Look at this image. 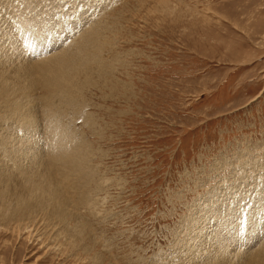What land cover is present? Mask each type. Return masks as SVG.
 Listing matches in <instances>:
<instances>
[{
  "label": "rangeland",
  "instance_id": "rangeland-1",
  "mask_svg": "<svg viewBox=\"0 0 264 264\" xmlns=\"http://www.w3.org/2000/svg\"><path fill=\"white\" fill-rule=\"evenodd\" d=\"M0 13L6 22L0 36L10 34L15 60L0 70L11 87L21 64L62 51L89 28L87 21L100 31L101 44L94 42L91 63L70 72L79 84L98 82L72 89V103L64 96L42 102L36 87L22 97L33 102L32 127L40 134L20 135L0 106V137L8 142L0 168L15 165L11 153L24 144L28 156L16 162L21 170L52 165L48 112L64 131L56 139L60 152L71 136L68 145L84 160L80 171L58 162L49 167L68 212L48 206L28 220H6L0 212V264H196L205 260L193 258L196 234L218 228L232 235L223 215L254 211L258 202L251 199L264 189V0H0ZM59 23L72 29L56 30ZM38 28L41 38H29ZM102 70L106 80L98 77ZM237 237L227 241L231 255Z\"/></svg>",
  "mask_w": 264,
  "mask_h": 264
},
{
  "label": "bare ground",
  "instance_id": "bare-ground-1",
  "mask_svg": "<svg viewBox=\"0 0 264 264\" xmlns=\"http://www.w3.org/2000/svg\"><path fill=\"white\" fill-rule=\"evenodd\" d=\"M15 5H16V3H15ZM33 5H34V3H33ZM26 12H28V11H26ZM32 14H33V12H32ZM21 20L22 19H19V22H21ZM31 21H33V20H31ZM25 22L28 23L29 20L25 19L24 23ZM0 23H1L0 27L1 26L4 28L6 27L5 19L3 20V18H0ZM30 23H32V22H30ZM86 23L89 25V28L87 27V29L85 30V28L83 27L84 29H81V30L82 31L84 30V31L82 32L80 30L82 32L81 33L82 35L80 34V32H79V34H76L77 36L76 37L74 36L75 38H73L72 40L67 42V44H69V45L65 44V45H67L66 47L63 44V46L65 48L62 49V51L60 50V52H58V53L51 54L49 57H47L45 59H42V60L40 59V61H38V63H36L37 60L35 59V62L33 61L34 63H32V64L30 63L31 61L24 63L23 65L21 64V66H22V67H20L21 70H18V68H19L18 67L17 72H16L17 75L14 74V75H16L17 78L20 79V81H17V82L14 81L13 82L14 87L10 86V83H11L10 81H9L10 82L9 84L6 82L8 80L6 79L7 76H5V75H9V74H6L7 73L6 71H5L6 73L4 74L0 70V106L4 107L6 109V112L8 113V115L9 114L11 115L10 117L12 119L10 118V120H12V121L10 123H12V122L17 123L18 127H21V128L17 129L18 132H20V135L22 133L21 131L24 132L25 129L30 130L29 131L30 132L29 137L30 136L32 137L35 134H37V135L40 134V132L37 130V128L32 127L33 125L35 126V123H36L34 120V116L36 117V115H35V109L33 106V102L28 101V103H26V102L22 101V97H27V95L29 96V94H30L29 92H31L34 89V87H36L34 93L37 94L38 97L42 98V100H41L42 102L46 103L52 97L54 98V96H55V98H56V96H58L59 98H61L60 96H64L63 102H65L66 104H69V103H72V101H73L72 98H70L72 95L71 94L72 89H74V90L76 89V90L81 91V90H84V88H86V87L88 88L89 82L91 83V85L98 83L96 80L91 79L90 75H89V77H87V78H90L89 81L83 80L80 84L75 81L76 82L75 83L73 81L74 76H72L70 73L72 68L75 65H81L84 63L85 60L87 61V64L90 62V59L87 60V58L89 55H92V51L96 49V47H92V46L94 45V42L96 44L99 43L97 41V38L100 36V31L94 28L95 25L92 26L91 21H89V22L87 21ZM90 24H91V26H90ZM70 26L71 25H68V27L65 29V31L66 30L70 31L72 29ZM23 29H25V28H23ZM60 30L63 31L62 29H60ZM1 31H4V30L1 29ZM19 31H20V29H19ZM2 33H4V32H2ZM2 35H5V38L0 36V39L2 41L5 39L7 42V43L5 42V44L7 46L3 47L1 44L2 47L0 50V57L5 56L6 59L2 60L3 59L2 58L0 65L1 66L6 65V64L8 65L9 63L15 64V62H14L15 60L12 59V56H11L12 54L9 55V52H8L9 51L8 45L10 47V42H9L8 37L10 34L6 33V34H2ZM98 46L100 48L101 44L99 43ZM13 47H14V45H13ZM101 50L102 49H100V51ZM95 51H97V50H95ZM14 55H15V53H14ZM7 56H8V58H7ZM95 56H97V55H95ZM86 61H85V63H86ZM31 65H33V66H31ZM102 65L103 64H101L100 66H102ZM18 66H19V64H18ZM3 70L4 69H2V71ZM99 70H100V68H99ZM102 74H99L98 77L100 79L103 78L102 80H104V79L106 80L107 72L102 70ZM14 75H11V76H14ZM14 78H15V76H14ZM21 81H22V84H20L18 86L17 84H19ZM16 85H17V87H15ZM36 91H38V92L36 93ZM19 92H21V93L19 94ZM76 92L78 93V91H76ZM73 94H74V92H73ZM29 98H30V96H29ZM59 98L57 100L61 101V99H59ZM76 98L77 97H75V99ZM48 114H49V112H48ZM48 114L46 116H48L49 119L46 120L48 122L44 121V123H46V126L44 125V129H48L49 133L52 136V140L50 139L51 142L50 141L49 142L53 144L52 145L53 150H51L52 152L50 153L51 159L53 162H52V165H50L51 164V162H50L49 167H52L53 165L55 166L56 163L58 162L59 164H57V166L62 165L61 167H63V166H65L66 168L68 167L69 168L68 171L70 169L82 170V168L84 170V160L81 159L82 156L79 155V154H82V153H80L81 151L79 150L80 152L79 153L77 152L78 154H76V153L73 154L74 151H72V149H73L72 146L68 145V144L72 143L70 141H72V140L74 141L75 139H72L71 136H70V138L66 137V138H68L67 140H70L69 141L70 143L69 142L67 143L66 140H64L65 142H63V141L62 142L67 143V145L65 144V147H64V148H66L68 146L67 150L63 148L65 150V152H64V150H62V152H60L61 150L58 149V147H59L58 144L60 143V140H58V139L60 137H62V135L58 139H57V137L61 133H64V131L61 132L60 131L61 129L59 130V127L56 124V122L53 120V118L51 117V114L50 115H48ZM21 116H25V118H21ZM45 119H47V118L45 117ZM49 120H50V122H49ZM6 123L8 124V121H6ZM8 127H9V125H8ZM32 128H34V129H32ZM49 133H46V134H49ZM17 136H19V135H17ZM56 139L58 141V144L56 143ZM6 140H7V138L5 139L3 136L0 137L1 152H3L2 154H4L6 152V155H7V151H8L7 149H5L7 151H2V147L7 146V144H8V142ZM75 142H73V143H75ZM21 143L23 145L25 143V141L22 140ZM63 143H62V145H64ZM54 145H55V148H54ZM75 145H76V147L78 146L76 143H75ZM75 145L73 144V146H75ZM79 146H78V148H79ZM26 147H27L26 144H24L22 146V148H24L22 150V152L21 151L19 152L18 150L15 152L11 151L12 152L11 153V160H12V164H15V165H13L14 167L7 165L8 167H6V168H3V167L0 168L1 169L0 170V204L2 205V207L0 208L1 209L0 212L3 213L2 216L3 217L6 216V220L11 219V218H15V217L23 218V220L26 217V220H28V218L33 216L37 211H41V210L45 211V209H47L48 206L50 208H52L53 211L55 210L58 213H63L64 211L68 212L69 210H67V209L64 210L63 206H65V205L67 206V205H69V203H67L65 201L64 197L60 193L57 192V189H55L53 187L52 183L55 181L54 180L55 178L54 179L52 178L53 174H51V171H50L48 166L46 167L47 169L44 166V170H43V168H40L41 170L37 168L40 171H38L37 169H35L32 166L35 169V171H32L33 168L29 167V164H28L27 167L25 166V168H23L21 170L20 169L22 167L21 162H20V164L16 163L19 161L18 160L19 158H24V159L27 158L28 149ZM8 149H9V147H8ZM69 150H71L72 152ZM30 151H31V149H30ZM9 155H10V153H9ZM2 157H0V158L2 159ZM4 157H5V155H4ZM6 157L4 159H6ZM51 159L49 158L50 161H51ZM9 160H10V157H9ZM21 160H23V159H21ZM37 161H38L37 156H34L33 159L31 160V162H33L32 165L34 163L38 164ZM5 162H6V160H5ZM7 164H9V163H7ZM39 167H41V165ZM66 168H64V169H66ZM64 169L60 168V170H64ZM85 170H86V168H85ZM60 172H62V171H60ZM62 174H61V176H62ZM67 174H70V173H67ZM72 174H73V172H72ZM88 174H89V172H88ZM77 176L78 175H76V178H79ZM251 200H253L254 203L258 202V205L255 207L253 212H249L247 214L246 213L247 211L244 212V210L246 208L245 207V208L241 209V211H239L237 214H233V213L228 211V213L223 215V217L228 215V217H230V219H231V222L229 223V222H227L228 220L226 217V219H224L225 220L224 223H226V224L223 227H225V229H227V227H228L227 225H230V229H233L232 235L229 234L227 236L225 233H224L225 235L221 234V232L219 233L217 231L218 228L217 229L214 228L213 231H215V232H213V233L210 232L209 234H206L204 236H201L203 233L196 234V236L199 237V235H200V237L197 240V246L196 247L192 246V247L196 248V251L194 252L193 258H195V255L198 256V258H199L203 254L204 255L203 258L205 259L203 262H200V263L197 261L196 264H264V189L261 188L260 190H258L256 197L252 198ZM210 210L211 209H208V208L205 209V213L210 212ZM216 210H217V208H216ZM221 212L217 211L216 214H221ZM8 215H9V217H8ZM246 215H248V217H246ZM66 216H67V214H66ZM233 216L236 217L234 219V221H235L234 224H232L234 222L232 219ZM246 220H250L251 222H246ZM10 221H12V220H10ZM16 222L20 223V222H18V220ZM21 222H23V221H21ZM192 222H194V221L192 220ZM20 225L22 226V224H20ZM25 225L26 224H24V226ZM191 225H192V223H191ZM27 227H28V225H27ZM18 228H20V227H18ZM188 228H189V226H188ZM199 230H200V232H202V228ZM227 233H228V231H227ZM235 236H238L237 237L238 242H237V245L234 244L232 246L235 247L234 251L236 250L237 252L235 253V255H231L230 253H228L229 250H227V249H229L228 246H230V244L227 245V241L229 240L230 237L232 240ZM191 238H192V236H191ZM194 239H196V237ZM254 239H256V241H255V243L252 244V247L250 246V248H247L246 245L249 244L250 241H252ZM214 240L217 242L216 245L214 243ZM223 241L226 242L225 246L223 244ZM182 243H184V242H182ZM205 243L209 244V247H208V249H206L205 252H201L200 249L199 250L197 249L199 246L201 247ZM192 247H191V249H192ZM188 253H190V252H188ZM225 253H227L228 255ZM234 256H236V259L234 258ZM231 257L234 258V261ZM97 258H99V257H97ZM186 258H187V255H186ZM171 260H172V258H171ZM174 263H176V262L174 261Z\"/></svg>",
  "mask_w": 264,
  "mask_h": 264
},
{
  "label": "water",
  "instance_id": "water-1",
  "mask_svg": "<svg viewBox=\"0 0 264 264\" xmlns=\"http://www.w3.org/2000/svg\"><path fill=\"white\" fill-rule=\"evenodd\" d=\"M58 25H59V28L56 29V30H60V29L64 30V29L66 28V24L59 23ZM38 27H39V26H38ZM39 29H40V28L36 29L34 32L29 33L28 36H29V37H34V38H41L40 35H38V33H37V30L39 31ZM41 30H42V29H41ZM42 32H43V34H42L43 36H46V35H48V34L50 33V32H47V31H45V30H44V31L42 30ZM20 34H21V33H20ZM26 36H27V34L24 35L23 37H26Z\"/></svg>",
  "mask_w": 264,
  "mask_h": 264
}]
</instances>
